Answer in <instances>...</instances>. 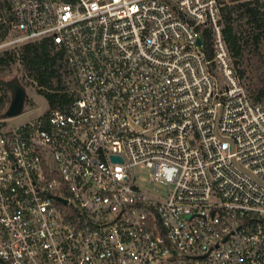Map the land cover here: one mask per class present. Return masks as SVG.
Segmentation results:
<instances>
[{
	"label": "built area",
	"instance_id": "obj_1",
	"mask_svg": "<svg viewBox=\"0 0 264 264\" xmlns=\"http://www.w3.org/2000/svg\"><path fill=\"white\" fill-rule=\"evenodd\" d=\"M7 18L0 48L47 41L75 88L0 119V264H264V101L218 0H0Z\"/></svg>",
	"mask_w": 264,
	"mask_h": 264
},
{
	"label": "trees",
	"instance_id": "obj_2",
	"mask_svg": "<svg viewBox=\"0 0 264 264\" xmlns=\"http://www.w3.org/2000/svg\"><path fill=\"white\" fill-rule=\"evenodd\" d=\"M223 34L239 67L246 48H258L264 38V0H230V4L222 7ZM10 33V20L0 23V41L7 38ZM206 43L208 55L211 57V39L207 35ZM62 53H55L47 41L29 42L21 45L19 49H12L0 54V67H10L19 63L24 69V77L28 84H34L37 92L43 96L50 107H63L71 101L70 93L63 86L59 73L58 62ZM243 76V73L241 72ZM20 83L25 84L18 78ZM254 102L264 101V86L251 91ZM11 102V93L0 86V113L5 112Z\"/></svg>",
	"mask_w": 264,
	"mask_h": 264
},
{
	"label": "rangeland",
	"instance_id": "obj_3",
	"mask_svg": "<svg viewBox=\"0 0 264 264\" xmlns=\"http://www.w3.org/2000/svg\"><path fill=\"white\" fill-rule=\"evenodd\" d=\"M222 7L230 4V0H218ZM15 33L10 32L5 40L13 39ZM40 42V41H37ZM23 44H15L8 47L0 48V54L5 51H10L14 48L19 49ZM232 56V54H231ZM233 64L240 76L241 82L244 85L247 93L251 95V91H256L257 89L264 86V38L260 42L258 48H246L243 58L239 67L235 65V60L232 57ZM59 65V63H58ZM60 69V66H59ZM243 73V76L241 75ZM61 78L63 80V86L68 91H72L75 88L73 79L69 74L59 70ZM25 72L19 63H15L10 67H0V78L7 81H12L14 79H20L24 84L27 91V101L24 111L15 117L3 118L5 112L0 113V119H7L11 125L17 126L22 123L31 121L43 113L46 109H50V106L46 99L37 92V87L34 84L29 83L28 79L24 77ZM22 84V83H21ZM23 85V84H22ZM70 93V92H69ZM71 96V95H70ZM134 175L136 176L137 183L147 192L154 190L152 186L148 183L150 180L149 170L144 168L134 169Z\"/></svg>",
	"mask_w": 264,
	"mask_h": 264
},
{
	"label": "water",
	"instance_id": "obj_4",
	"mask_svg": "<svg viewBox=\"0 0 264 264\" xmlns=\"http://www.w3.org/2000/svg\"><path fill=\"white\" fill-rule=\"evenodd\" d=\"M198 43L201 44V41ZM0 86L7 88L11 93V102L5 111L3 118H11L20 115L24 111L27 101L26 88L17 79L12 81L0 79ZM114 159L122 162L119 158Z\"/></svg>",
	"mask_w": 264,
	"mask_h": 264
},
{
	"label": "flooded vegetation",
	"instance_id": "obj_5",
	"mask_svg": "<svg viewBox=\"0 0 264 264\" xmlns=\"http://www.w3.org/2000/svg\"><path fill=\"white\" fill-rule=\"evenodd\" d=\"M0 79H2V78H0ZM2 80H5V79H2ZM5 81H7V80H5ZM10 92V91H9Z\"/></svg>",
	"mask_w": 264,
	"mask_h": 264
}]
</instances>
